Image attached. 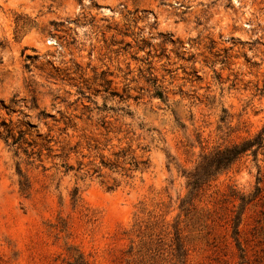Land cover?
<instances>
[{
  "label": "rangeland",
  "instance_id": "obj_1",
  "mask_svg": "<svg viewBox=\"0 0 264 264\" xmlns=\"http://www.w3.org/2000/svg\"><path fill=\"white\" fill-rule=\"evenodd\" d=\"M1 123L0 264H264V151L182 208L264 126V0H0Z\"/></svg>",
  "mask_w": 264,
  "mask_h": 264
},
{
  "label": "trees",
  "instance_id": "obj_2",
  "mask_svg": "<svg viewBox=\"0 0 264 264\" xmlns=\"http://www.w3.org/2000/svg\"><path fill=\"white\" fill-rule=\"evenodd\" d=\"M154 96L162 101L167 100L166 92L161 86H158L156 82H153ZM225 118L223 117L222 122ZM225 123V122H224ZM5 123H1L0 129L5 128ZM23 132L19 133V138L16 139L10 129L0 131V137L6 142L13 140V144L19 143L23 139ZM264 151V126L260 132H258L253 138L246 139L241 143L235 144L224 149H216L213 153L204 155L201 158L200 163L196 168L187 174L189 195L182 201V208H185L189 201H191L196 194L207 184L215 180L221 173L229 170L235 163L246 155H252L257 159L260 152ZM131 165L135 169L138 168V164L134 161V158L129 159ZM19 174L22 176V171L19 170ZM20 187L25 191L29 188L27 181L20 182ZM181 244L178 240V253H180ZM73 264H87L82 255L77 254Z\"/></svg>",
  "mask_w": 264,
  "mask_h": 264
}]
</instances>
